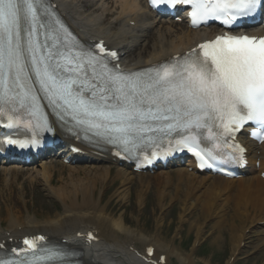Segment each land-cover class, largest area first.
Here are the masks:
<instances>
[{
  "label": "snow or ice",
  "instance_id": "snow-or-ice-1",
  "mask_svg": "<svg viewBox=\"0 0 264 264\" xmlns=\"http://www.w3.org/2000/svg\"><path fill=\"white\" fill-rule=\"evenodd\" d=\"M170 2L189 4L192 23L198 26L213 19L231 25L253 14L264 0ZM50 14L45 0H0V116L12 120L10 105L34 114L43 93L75 125L122 145L126 152L164 139L171 146L173 134H178L175 148L194 152L201 167H212L208 160L215 159L200 149L202 130L213 141L248 122L264 130V39L222 35L199 45V52L125 73L109 67L96 53L69 47L45 22ZM98 47L104 51L102 44ZM9 143L27 146L11 139ZM24 244L32 250L31 258L0 259V264H36L67 255L41 249L47 253L41 256L35 240L25 239Z\"/></svg>",
  "mask_w": 264,
  "mask_h": 264
},
{
  "label": "bare ground",
  "instance_id": "bare-ground-1",
  "mask_svg": "<svg viewBox=\"0 0 264 264\" xmlns=\"http://www.w3.org/2000/svg\"><path fill=\"white\" fill-rule=\"evenodd\" d=\"M57 1L61 10L69 15L73 24L82 33V36L91 40L96 38L106 39L107 42L112 44V47H118L121 52L127 54L128 57H125L123 63L128 68H138L140 66L151 65V63H156L161 59L171 57L173 54L182 53L184 50L190 48L196 39H200L204 34L209 33L208 31H204V33L196 32L192 36V33H184V28H182L180 34L173 35L171 28L173 26H170L171 24H166L164 28L158 32L156 39L148 44V34L145 30L142 29L141 32L131 33L130 30L124 29V22L120 19L123 16L131 17L133 14L141 15L142 9L141 7L138 8L141 0H116L120 8V13L115 17L116 20L112 22H108L107 19L111 12L107 1ZM178 35H182V40H187V42L182 43L178 41ZM262 151H264V147L262 148ZM55 163L56 161H48L29 169L17 166L0 167V173H3L5 176L3 182L4 189L2 188V190L9 195L6 209L9 213L7 232L12 233L14 237H19L22 234L37 232V230L40 232L44 231L53 238L60 237L69 241L71 240L73 248L82 252L84 249L81 243L76 239L77 233L81 232V229L96 228L103 233L104 237L108 240L109 245H105V243L102 244L97 251H101L103 254L100 256L95 254L91 259L90 252H87L84 256L85 263L87 264H138L133 261L131 253L128 249H125V245L127 243H129L130 246L133 244L137 245L139 242L142 245V249L148 247V245H152L155 247L157 255L159 253H165L169 257L178 259L179 264H196L194 258H188L180 251H177L176 248L168 246L161 238H157L154 235H146L142 230L139 231L128 227L125 217H123V215L115 217L116 215L113 214L112 211H109L110 207L108 205L101 206L103 205L102 200H97L94 197V193L98 188L101 177L105 176L103 183L107 182L111 175V171L103 167H98L100 163L94 158H88L83 162L87 165L86 168L70 166L67 180L61 177L60 180L62 181V184L58 186V188L52 186L54 178L53 173L56 168V165H54ZM24 170H27V183L32 186L40 185L43 188L48 189L53 197L55 196L62 202L63 208L67 211L66 214L58 213V215L47 216V218L40 220L37 219V216H35L36 214H31L23 218L20 213L15 210L16 207L14 206L16 203L13 195L16 189H19L20 199H24L27 194L24 186L19 185L18 183V176H20ZM166 173H159L156 175L153 183H165L167 189V187L171 185V180L169 179L171 172ZM182 173H186V171L177 170V173L174 174L177 175ZM116 174L117 179L121 181V187L116 191L115 196L118 199V202L124 204L129 202L131 198L129 188V182L132 180L130 177L131 174L123 169L117 171ZM187 175L189 182H192L191 180H197L201 185L210 183L208 186L210 192L215 191L218 186V192L222 194L223 190L230 189L231 184L238 183L243 186L245 185L247 188L253 187V190L264 197V181L257 176L245 178L244 181L236 182L218 177L214 178L212 176L198 177L191 174ZM144 180L141 181V184L146 187L147 183H144ZM194 184H196L195 181ZM185 189H188V187L185 186ZM196 190L198 189L196 188ZM164 194H167V192L164 191L162 194H158V205L159 208L163 207V210L165 209V205L162 203V196ZM137 195V201L139 204H142L144 201L143 192H139ZM184 198L185 200L182 201L183 211L187 212L194 209L192 201L188 200L186 197ZM12 204L13 206H10ZM204 206L206 209V217H201L200 219L193 221L189 225V233H191L193 229H197V234L203 233V230L201 227L199 228L198 225H200L202 220L207 219L209 211L211 212L212 209L216 208L214 204L211 206L205 204ZM245 209L249 210V212H243ZM255 211L257 212L256 216H254L256 213ZM185 212L183 213L185 214ZM214 213L220 215L216 211ZM1 218L2 215L0 213V239H4L5 234L1 231L3 230ZM236 220L238 223H236ZM262 221H264V217L263 215L261 216L260 209L255 207V203L245 202L243 204H238L234 216L230 217L227 223H223L221 219H218L213 223L215 228L223 225L224 230L217 236L218 238L213 241L212 245H219L221 237L226 229L229 231V241L232 249L231 256H233L240 248L246 230ZM163 224L164 220L162 219L159 227H162ZM256 231L252 230L251 234ZM73 232H76V234L73 235ZM249 239L248 236L247 240ZM258 247L264 248V233L261 235L260 245Z\"/></svg>",
  "mask_w": 264,
  "mask_h": 264
},
{
  "label": "rangeland",
  "instance_id": "rangeland-1",
  "mask_svg": "<svg viewBox=\"0 0 264 264\" xmlns=\"http://www.w3.org/2000/svg\"><path fill=\"white\" fill-rule=\"evenodd\" d=\"M111 174H112L111 177L116 176V174L113 171L111 172ZM67 175H68V171H64L62 173V176H64L66 180L68 178ZM104 177L105 176L101 177L100 179L98 188L96 189L97 190L96 195L97 196L101 195V193L104 192L103 203L105 205H109L110 207L109 211L110 212L112 211V213L116 215L115 217L119 215L121 216L123 215V217H125L128 227L132 229L138 228L139 230H143V232L146 235L162 234L160 238L165 240L166 244L170 245L172 243V245H174L173 248L181 249L180 251L182 253L188 254L190 250L188 248L191 246V245H188L189 244L188 239L190 240L196 239V233H197V229H193L191 233H189V228H190L189 225L193 221L200 219L199 218L200 216H205V214H202L201 210L199 209L196 210V213H195L196 215L191 214L187 218V225H186L187 227L184 229L183 232L181 231V235L179 236L180 239L177 242H174L172 240L171 236L174 233L173 231L175 227H177L176 225H177V221L179 219L180 213H181L182 201L184 200V197H186V193H183V192L176 193L175 186H172L167 190L168 193L165 194V196L163 197V199L165 200L164 204L167 206L166 212L163 215V216H166V222H165V225L163 226L164 228L161 231L157 232V230L154 227L155 216L152 211L154 208L157 211V192L156 194L154 193L152 195H149L147 193L148 195L146 194V200L144 201L142 205H139L137 203L136 195H135L137 191H135L136 189H133V193L130 198V201L122 204L120 202H117V200L113 196L116 190L119 189L121 186L120 180L115 183H112L114 178L113 179L111 178L108 180L109 182L107 181L103 183ZM61 184H62V181H60L59 175H58L53 182V187H58ZM104 184L107 185V188L105 190L106 192L104 191V187H103ZM24 187L25 189H27V192H28V196H27V199L29 200L28 207L31 211H36V210L40 211V213L38 214L39 219H44L48 215L53 216V215L58 214L57 209L59 208L55 205L54 201L51 199V196L49 195L48 191H45L46 189H44L40 185L32 186V188L35 189L34 195L36 197V206L32 207L31 205L32 190L30 188L31 186L30 184L25 183ZM161 190H162L161 187H158V192H161ZM16 192L18 194L19 189H16ZM244 196H245V193L243 194V197ZM15 197L17 200L18 196L16 195ZM41 199H44L45 202L40 203ZM18 200H17V204H18ZM20 202L21 201L19 200V204H18L19 207L17 208L23 213V216H24L25 214H28V212L23 211L21 209ZM151 207H154V208L151 210ZM171 209H172V212L168 213V211ZM194 210H192V212H194ZM247 212H249V210H247ZM225 215L226 213L223 214L224 218H225ZM5 218L6 217H3L4 221H6ZM140 218H141L140 226L135 225L136 220ZM198 227L199 228L201 227V229L204 231V241H207L206 248L208 251L203 254L200 253L197 256H195L196 264H225L229 258L228 256L231 254L229 231L225 229L223 236L222 237L220 236L221 241L219 245L213 246L212 245L213 241L216 238H218L217 236L221 234L222 231L224 230L222 226H218L217 228H215L209 223L200 222V225H198ZM259 234H260V231L257 230L255 233L249 236L250 239L246 241L247 246L245 249H243V253L240 255L241 257L238 260V262L240 261L242 262V264H263L264 250L258 247L260 245V238H261ZM181 239H183V241L185 242L188 241L187 244H183L184 245L183 248H181V242H182Z\"/></svg>",
  "mask_w": 264,
  "mask_h": 264
}]
</instances>
